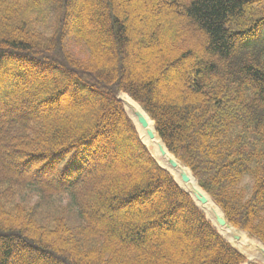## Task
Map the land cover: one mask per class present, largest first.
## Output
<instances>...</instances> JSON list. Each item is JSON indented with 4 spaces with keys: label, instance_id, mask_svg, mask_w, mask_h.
<instances>
[{
    "label": "trees",
    "instance_id": "16d2710c",
    "mask_svg": "<svg viewBox=\"0 0 264 264\" xmlns=\"http://www.w3.org/2000/svg\"><path fill=\"white\" fill-rule=\"evenodd\" d=\"M70 1L0 0V108L6 109H0V134L4 145L24 157L20 169H31L32 161L38 165L28 173L13 160L2 162L0 182L20 187L17 192L33 186L39 195L66 194L75 213L70 218L66 208L48 221L17 204L9 213L0 207V264H183L187 258L173 260L162 241L163 233L178 230L180 239L196 238L186 250L187 264L243 263L245 257L150 155L117 94L126 92L146 111L168 151L190 169L228 224L264 244V0H156L160 14L148 13L144 22L137 18L134 26L129 17L140 15L150 0H85L91 9L98 7L93 20L85 6L72 7ZM72 12L76 26L67 32ZM149 22L160 27L144 28ZM74 46L86 56L79 57ZM154 46L162 52L161 65L146 59ZM136 53L148 65L140 76L132 73L140 63ZM43 68L69 82L44 75ZM36 76L46 81L34 86ZM17 88L36 108L11 116L15 110L7 102ZM90 88L99 103L88 106L76 93ZM67 93L71 102L62 106ZM127 94L118 97L131 102L137 123L144 112ZM109 111L115 113L112 121L106 119ZM147 118L146 129L154 133ZM145 131L139 128L143 141ZM156 139L148 148L164 165L153 148L160 145ZM113 150L137 151L141 180L119 161L105 176L112 187L95 190L90 174H105L103 164ZM158 183L166 190L139 208L138 202L158 193ZM170 204L177 218H169ZM183 209L198 231L183 227ZM164 222L170 225L164 228ZM212 241L219 251L209 259Z\"/></svg>",
    "mask_w": 264,
    "mask_h": 264
},
{
    "label": "rangeland",
    "instance_id": "374dc122",
    "mask_svg": "<svg viewBox=\"0 0 264 264\" xmlns=\"http://www.w3.org/2000/svg\"><path fill=\"white\" fill-rule=\"evenodd\" d=\"M71 5L72 7H78V8H81V9H84V6L86 8V15L91 18V20H93V18L95 17V10L98 8L96 5H93V9H91L89 7V2L88 3H85V0H71ZM71 7V9H73ZM162 10V7L160 5V3H158L156 0H150L148 2V4L146 6H144L143 10H141L140 12V15H136L134 18V15L133 16H130L129 17V24H131L132 26H134L135 24H138V20L137 18L139 19V21H142L144 22L148 13H154L157 15L160 14V11ZM159 13V14H158ZM73 16H75V14L72 12L67 20V23L65 24V30L67 32L69 31H74L73 29H75V24L72 23V19H73ZM71 17V18H70ZM75 18V17H74ZM78 18V17H77ZM154 21V20H153ZM152 22V20H151ZM150 23V22H149ZM144 24V28H149V27H156V28H159L160 25L159 24H156V22H154L153 24ZM142 25V24H140ZM77 26H79V23L77 24ZM158 26V27H157ZM77 28V27H76ZM96 28V25L93 24V29L94 30ZM88 29L90 30L91 28L88 26ZM41 30V28H40ZM95 31V30H94ZM134 45V44H133ZM152 46V45H151ZM135 49V48H134ZM73 50L76 51V53L78 52V56L79 57H85L86 54H85V50H83V47H80V46H74L73 47ZM148 56H146L148 59L147 61L149 62V64L151 66L153 65H161L162 64V52L159 48V46H154V48L151 50H148ZM141 55V54H140ZM136 56L138 57V59L140 60V63L134 67L133 69V75L134 76H140L141 74H144V73H147L148 71V65H147V61L145 60H141L140 56H138V53H136ZM27 69H31V67L29 65H26ZM43 73L44 75H49V76H53V77H56L58 78L59 80H63L65 82H69L67 77H63L62 75L56 73V71H53L52 69H46V68H43ZM22 78V77H20ZM46 78V77H45ZM44 77H40V76H36L35 80L37 81L38 84H35L34 86H39V84H41V82H44L46 81ZM20 91H18V88L15 90V93L12 94L11 97H13L12 101H9L7 102L9 105L13 106V109L15 111H9V114L11 116H16L17 115V112H31V109H35L36 108V104L31 100L30 96H20L19 93ZM20 96V97H19ZM76 96H84L86 99H88L89 101V104L88 106L90 105H95L97 103H99V98L98 96L96 95V92L95 90L93 89H88L87 92H84L82 90H80L78 93H76ZM122 101H123V104L125 106V109L127 110V113L130 115L129 113V107H130V101L127 100V98L123 97L122 96ZM71 100H70V97H69V93L66 94V96H64L63 100L61 101V105L62 106H68L70 104ZM11 103V104H10ZM2 111H6V109H2L0 108ZM17 109V110H16ZM46 109H42L41 111H45ZM99 110V109H97ZM109 113L107 116V120H111L114 119L115 117V113L112 112V111H109L107 112ZM87 115L85 114V116H83L84 118L86 117ZM133 121L136 123L135 121V117H132ZM151 121V120H150ZM152 122V121H151ZM137 124V123H136ZM104 133H101L100 134V144L102 145L103 144V140L106 136V133H108V129H105L104 128ZM146 137V136H145ZM112 142H115L114 139L112 140ZM145 143H147V146L151 147L150 146V139H148L146 137V139L144 140ZM4 137L2 134H0V165L2 162L4 163H7L8 161H11L13 160V164L15 165L16 168H18L19 170L23 171V172H28V173H32L33 171H35L36 167L38 166L37 165V162H34L33 161L31 162V164H34V166H32L31 169H29L28 171L27 170H23V169H20L22 167H20V162L22 160V158L24 157H21V156H18L15 151V153L13 152V148H8L6 145H4ZM3 143V144H2ZM113 158H111L110 156V160L108 161H105L104 164H103V167H104V172L105 174L104 175H99V174H93L91 173L90 174V178H91V181L94 182L95 184H98V186L95 188V190H99V189H103L105 188V190H109L110 187H112L110 184L108 185V183H105V176L106 174L107 175H111V173H113V170H114V164L121 161V164H122V167L123 169H126V168H129L131 167L132 170L135 169V172L137 173L138 177H134L135 179L137 180H141V177H142V172H141V169L138 165H136L134 163V159H135V153H137V151L135 150L134 152H130V151H118V150H113ZM99 154V153H98ZM103 154V153H102ZM153 155V154H152ZM101 156V155H100ZM121 158V160L119 159ZM2 166V165H1ZM119 168V167H118ZM142 168V167H141ZM5 170V168L3 169ZM88 170H91V166L88 168ZM177 169L172 171L173 175L175 176V178L179 181L178 179V175H177ZM36 172V171H35ZM99 173V172H98ZM48 179H51V177H46ZM245 181L243 183L245 184H248L249 183V179H247V177H245L244 179ZM180 182V181H179ZM180 184L185 187L186 185L181 183ZM157 189L159 190L158 193H156L154 196H152L151 198H148L147 200H143L141 202H138L137 203V206H139V208H142L144 209L145 207H149V204L154 203V201H156V199H158L159 197V193L166 190V186L163 184V183H158L157 184ZM17 188H20V187H15L14 185H11V184H2V182H0V207H1V210L2 212L4 213H9V211H11V208H14L15 210V204L16 207H19L21 210H25V209H32L35 213H38L40 215L41 218H46V220H52L54 219L56 216H59L60 213H63V211L67 208L66 211V214L70 217V218H74V209L72 208V206L70 205V199H69V196L66 195V194H59V195H56V196H49V195H46V194H38L39 191H37L36 189H33V186H27L25 187L23 190H20V192H17ZM41 196V198H39ZM121 199H124V197L121 196ZM151 199V200H150ZM150 201V203H149ZM174 205L170 204V210L172 209L171 207H173ZM27 212V210H25ZM172 211V210H171ZM9 215V214H8ZM107 214H103V216L105 217ZM180 215L183 217L184 219V222H183V227L184 228H190V230L192 231H198L199 227L197 224H195L193 221L192 222H189L187 220L186 215H187V211L186 210H182ZM3 215L0 214V217H2ZM18 216V215H17ZM120 216H123V215H120ZM179 215H178V212L173 210L170 215H169V218L173 219V218H177ZM7 216H4L3 218H6ZM18 218H25V216H21V217H18ZM157 219H159L158 217H155ZM17 219V217H15V220ZM41 220V219H40ZM137 224V223H136ZM170 223L169 222H164L163 224V227L166 228L167 226H169ZM50 227H54V224L50 223ZM175 227V226H174ZM154 231L153 235H158L160 236V234L162 233H159L156 229H152ZM178 232V233H177ZM169 231L167 233H163V237H162V241L165 245H167L168 249H171L172 253L170 255V257L175 260V259H178L180 257H183L184 258H187L184 259V260H181L183 261V264H187L189 263L188 261V255H187V252L186 250L188 249L189 250V247L190 246H194V244H196V238H191L190 236H187L185 237L184 239H180V230L178 231ZM241 232V231H239ZM118 234V233H117ZM243 234H245L247 237L248 235L244 232ZM161 237V236H160ZM249 239H255V238H250L248 237ZM254 241H257L259 242L257 239H255ZM178 250V252H177ZM27 251V250H26ZM25 250L21 251L20 254H24L26 252ZM206 251H208V253L206 254L207 257L209 259H212L215 255L218 254V246L216 245V243L214 241L210 242L209 243V247L206 249ZM30 252L31 255H35L36 253L28 250V253ZM174 252L178 253L174 256ZM181 252L183 254H181ZM173 254V255H172ZM203 257V255H202ZM180 259H183V258H180ZM201 259V257H200ZM246 264V263H245Z\"/></svg>",
    "mask_w": 264,
    "mask_h": 264
},
{
    "label": "bare ground",
    "instance_id": "6f19581e",
    "mask_svg": "<svg viewBox=\"0 0 264 264\" xmlns=\"http://www.w3.org/2000/svg\"><path fill=\"white\" fill-rule=\"evenodd\" d=\"M147 119H149V118H147ZM152 124H153V122H152ZM157 139L159 140V144L162 145L160 139L158 137H157ZM160 145L158 146L157 145V142H155V146L153 147V148H155V151L158 153V156H159V147H160ZM162 157H164L165 159H167L169 157V155H167L165 153L164 156H162ZM163 164H164L163 166L167 167V165H166L167 164V160H166V162L163 161ZM169 167H167V168H169ZM173 169H177L176 172H177V175H178V179L180 178V175L183 172L184 173H187V175H189V180L186 181V182H181L180 179H179V181L181 183L185 184L186 186L183 187L181 184L180 185L183 188H185L187 191H189L193 195V197H195V199H196L202 193V191L199 188V186L197 185L195 179L190 175L188 169L182 167L180 163H178L177 166L175 168H173ZM197 203L199 204V206L201 207V209L205 212L206 216L213 221V223L216 225L218 231L228 241H230L233 246H235L241 252H244L245 254L250 255L253 252H259V251H261L264 248L263 245L260 242L254 241L255 239H253V240L252 239H249L245 234H243L244 232H238L233 227H230V226H228L226 224L223 225V226L222 225H219L215 221V217L217 215H221V212L213 204V202L210 199L207 198V201H205V202H200V201L197 200ZM235 234H237L238 237L235 238L234 237Z\"/></svg>",
    "mask_w": 264,
    "mask_h": 264
},
{
    "label": "water",
    "instance_id": "95a60500",
    "mask_svg": "<svg viewBox=\"0 0 264 264\" xmlns=\"http://www.w3.org/2000/svg\"><path fill=\"white\" fill-rule=\"evenodd\" d=\"M137 117H138V123H139L140 128L145 129L146 130V134L148 135V137L153 138V132L148 130V129H146V127H147L146 118L143 115L142 116L141 115H137ZM159 151H160L162 156H164V154L166 153L165 150L161 146L159 147ZM167 162H168V164H169V166L171 168H175L177 166V164H178L177 160L174 157H172V156L167 158ZM180 178H181L182 182H186V181L189 180V176L187 175V173H184V172L181 173ZM196 199L198 201H200V202H205L207 200L206 196L204 194H202V193ZM215 220H216V222L219 225H222V226L226 223L224 218L222 216H220V215H217L215 217ZM234 237L236 238L237 236L235 235ZM262 254H264V249L262 250ZM257 257L259 259H261V260L264 259V256L261 255V254H258Z\"/></svg>",
    "mask_w": 264,
    "mask_h": 264
}]
</instances>
